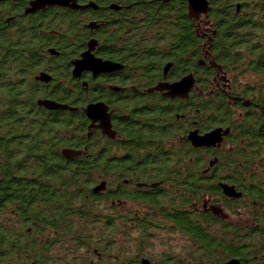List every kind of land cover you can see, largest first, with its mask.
<instances>
[{"label": "flooded vegetation", "instance_id": "af4514ba", "mask_svg": "<svg viewBox=\"0 0 264 264\" xmlns=\"http://www.w3.org/2000/svg\"><path fill=\"white\" fill-rule=\"evenodd\" d=\"M67 1L0 0V143L24 164L34 122L36 167L80 173L59 185L68 205L181 237L150 264H264V73L246 42L212 0L198 18L186 0Z\"/></svg>", "mask_w": 264, "mask_h": 264}, {"label": "trees", "instance_id": "16d2710c", "mask_svg": "<svg viewBox=\"0 0 264 264\" xmlns=\"http://www.w3.org/2000/svg\"><path fill=\"white\" fill-rule=\"evenodd\" d=\"M212 1L211 16L219 31L234 33L237 41L246 42L250 64L264 73V0ZM25 125L30 128L26 134L33 133L34 122L26 120ZM26 134L22 165L17 161V151L0 143V264H91L99 255L119 256L120 264L145 259L143 247L133 257L124 255L122 247L121 255L114 254L118 237L127 242L136 232L118 231L111 217L91 207L68 205L67 197L74 203L80 201L79 193L70 189V196H66L59 185L76 186L80 173H67L61 167H36V140ZM64 176L70 179L64 180ZM139 234L146 236V232Z\"/></svg>", "mask_w": 264, "mask_h": 264}, {"label": "rangeland", "instance_id": "374dc122", "mask_svg": "<svg viewBox=\"0 0 264 264\" xmlns=\"http://www.w3.org/2000/svg\"><path fill=\"white\" fill-rule=\"evenodd\" d=\"M93 232L94 235L97 234L96 229L93 230ZM150 232L152 235L149 237L145 236L144 238H141L137 233H132V236L128 238L127 242H124L122 240L123 238L119 236V240H117L116 247L113 250L114 254L121 255L123 248L125 251V254L123 253L124 255L133 257L138 254L140 247H143L142 254L144 257L148 258L159 257L166 254L177 255L180 253L181 247L184 245L180 236L174 234L167 237L161 232H156L154 230ZM84 252L85 250H82V253Z\"/></svg>", "mask_w": 264, "mask_h": 264}, {"label": "water", "instance_id": "95a60500", "mask_svg": "<svg viewBox=\"0 0 264 264\" xmlns=\"http://www.w3.org/2000/svg\"><path fill=\"white\" fill-rule=\"evenodd\" d=\"M42 3H50L53 5H63L67 0H38ZM189 3L190 16L198 18L203 15H207L210 11L209 0H186ZM99 61L94 58L90 53L83 56V60L76 63V67L79 68L78 72L83 69L84 65L89 64L91 68L95 69L98 66ZM42 105L46 106L50 110L61 109L60 105L58 106L55 103L43 102ZM143 264H150L148 260L144 259Z\"/></svg>", "mask_w": 264, "mask_h": 264}]
</instances>
